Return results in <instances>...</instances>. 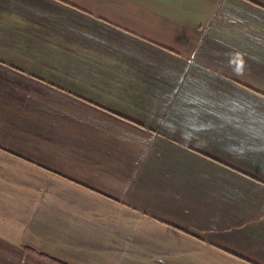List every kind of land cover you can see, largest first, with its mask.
Listing matches in <instances>:
<instances>
[{
    "label": "crops",
    "instance_id": "0c3cea01",
    "mask_svg": "<svg viewBox=\"0 0 264 264\" xmlns=\"http://www.w3.org/2000/svg\"><path fill=\"white\" fill-rule=\"evenodd\" d=\"M0 264H264V0H0Z\"/></svg>",
    "mask_w": 264,
    "mask_h": 264
}]
</instances>
